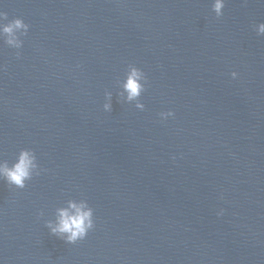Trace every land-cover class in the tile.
<instances>
[{
    "label": "water",
    "instance_id": "water-1",
    "mask_svg": "<svg viewBox=\"0 0 264 264\" xmlns=\"http://www.w3.org/2000/svg\"><path fill=\"white\" fill-rule=\"evenodd\" d=\"M213 3L0 0L29 25L0 34V164H37L0 177V264H264V0ZM70 203L93 210L75 243L48 227Z\"/></svg>",
    "mask_w": 264,
    "mask_h": 264
},
{
    "label": "clouds",
    "instance_id": "clouds-1",
    "mask_svg": "<svg viewBox=\"0 0 264 264\" xmlns=\"http://www.w3.org/2000/svg\"><path fill=\"white\" fill-rule=\"evenodd\" d=\"M225 6V0H214L212 5L213 11L217 17H220ZM6 16V14H4ZM29 25L24 23L20 18H16L6 24L0 25V34L5 38V42L17 49L21 47L20 37L27 34ZM258 35H264V23L256 26ZM19 34V35H17ZM19 55V53H17ZM233 78H236L237 73H231ZM147 78L145 73L136 66H130L123 82V90L127 93V100H136V108L144 109V104L140 102V96L145 90ZM110 96V94H109ZM105 110H110L111 105L105 104ZM171 111L162 112L160 116L167 119L173 116ZM37 168L36 156L29 149L21 150L18 155L17 162L9 166L6 162L0 164V177H2L9 185H14L17 188H24L25 182L30 180L33 175V170ZM221 210L218 215H222ZM48 227L53 235H58L67 243H75L78 240L84 239L88 232L94 228L93 210L86 204L70 203L67 209L59 210L58 221L55 225L49 224Z\"/></svg>",
    "mask_w": 264,
    "mask_h": 264
}]
</instances>
